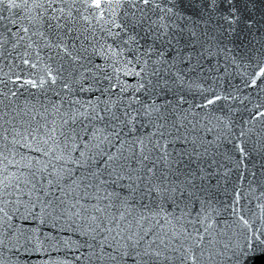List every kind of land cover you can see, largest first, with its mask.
Wrapping results in <instances>:
<instances>
[{"label":"water","instance_id":"water-1","mask_svg":"<svg viewBox=\"0 0 264 264\" xmlns=\"http://www.w3.org/2000/svg\"><path fill=\"white\" fill-rule=\"evenodd\" d=\"M261 69L264 0H0V264H264Z\"/></svg>","mask_w":264,"mask_h":264},{"label":"snow or ice","instance_id":"snow-or-ice-1","mask_svg":"<svg viewBox=\"0 0 264 264\" xmlns=\"http://www.w3.org/2000/svg\"><path fill=\"white\" fill-rule=\"evenodd\" d=\"M94 3H95V5H96L97 7H99L100 4H101V0H94ZM143 3H144V4H147V3H148V0H143ZM121 27H123V25H121ZM261 71L264 72V69H261ZM252 83L255 84L256 81L253 80ZM212 102H213V101H211V100L207 101V103H212ZM260 252H261V255L264 256V248H262V249L260 250ZM251 254H252V253H249L248 255H251Z\"/></svg>","mask_w":264,"mask_h":264}]
</instances>
